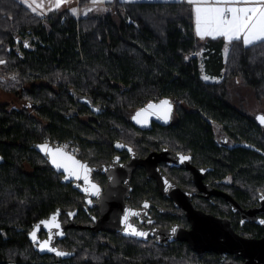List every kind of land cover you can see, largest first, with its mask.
Wrapping results in <instances>:
<instances>
[{"label":"trees","instance_id":"trees-1","mask_svg":"<svg viewBox=\"0 0 264 264\" xmlns=\"http://www.w3.org/2000/svg\"><path fill=\"white\" fill-rule=\"evenodd\" d=\"M223 46V39L197 37L192 11L183 3L113 0L103 12L76 16L68 9L37 15L18 0H0V90L21 100L20 106L0 101V227H25L70 196L34 144L70 139L82 158H102L107 139L117 137L118 128L131 129L132 111L162 97L178 107L179 119L175 127L151 132L155 139L168 144L173 132L200 153V143L210 145L207 119H222L254 143V150L229 151L224 169L263 190L264 132L230 102L229 89L240 82L263 102L264 41L245 46L234 40L225 57ZM201 66L220 80L205 81ZM90 103L99 105L95 113ZM24 241L23 235L15 238L7 250L12 240L1 242L0 260ZM189 254L196 258L179 242L143 258L148 264H185ZM196 259L220 261L214 253Z\"/></svg>","mask_w":264,"mask_h":264},{"label":"flooded vegetation","instance_id":"flooded-vegetation-1","mask_svg":"<svg viewBox=\"0 0 264 264\" xmlns=\"http://www.w3.org/2000/svg\"><path fill=\"white\" fill-rule=\"evenodd\" d=\"M90 105L95 113L99 105ZM255 115L251 116L255 119ZM178 119L176 105L173 106L171 121L165 126L153 121L151 129L142 130L128 119L131 129L118 128V136L113 140L107 139L109 147L102 158H82L80 150L75 147L70 155L90 166H107L103 173L100 169L91 171L93 181L89 170L90 183L85 182L83 169L79 178L68 172H55L39 153L58 177L59 184L68 187L70 196L30 219L25 227L15 223L9 224L10 227H0V243L12 240V245L6 250L15 246V238L22 235L25 238V245L9 250L11 254L8 253L6 260H0V264H148L150 262L145 263L143 258L144 252L154 254L160 247H175L179 242L185 243L196 258L207 253L229 256L214 251L199 256L187 242L170 241L169 234L160 233L173 230V227L191 230L192 223L203 215L227 220L231 231L243 237L264 236V185L263 190L253 189L241 183L235 172L224 169L229 151L238 148L254 150V143L230 131L222 119L215 118L207 119L210 145L204 148L200 143V153L191 142H180L181 139L173 132L169 135L168 144L155 139L156 135L151 132L175 127ZM260 127L264 132V127ZM43 142L52 143L49 140ZM72 142L77 145L76 141ZM117 142L120 149L115 147ZM164 147L171 151L168 153L170 163L158 161L157 167L168 178L167 182L148 177V172L158 169L154 163L162 156ZM131 159L136 164L128 174L126 169ZM24 170L30 169L25 165ZM90 184L99 188L98 195L84 191ZM260 193H263V201L259 199ZM233 201L246 209L243 215L231 208L230 202ZM53 215L58 228L48 223ZM125 215H128L127 222ZM102 219L103 222L98 221ZM42 220L44 223L39 224ZM129 224L146 235L132 234ZM33 231L36 232V240L32 238ZM44 241H49V244L42 249L40 245ZM4 247L0 246L1 249ZM52 248L63 251L65 255L55 254L57 251H51ZM230 257L233 258L230 264H236L241 258ZM243 262L241 258L238 264Z\"/></svg>","mask_w":264,"mask_h":264},{"label":"water","instance_id":"water-1","mask_svg":"<svg viewBox=\"0 0 264 264\" xmlns=\"http://www.w3.org/2000/svg\"><path fill=\"white\" fill-rule=\"evenodd\" d=\"M167 100L169 101L171 105V111L168 115V118L165 119L163 114L158 112L156 109H150L149 112H152L154 114L147 115L146 122H138V119H134L137 112H140L143 109H147V106L149 104L159 105L161 101ZM173 101L169 97H162L157 100H149L145 104L139 106L135 110L132 111V113L129 116V121L132 125H135L136 127L142 129V130H149L151 129V123L157 122L163 126L167 125L171 121L172 113H173ZM264 116V113H257L255 115V121L258 123V125L264 127V123L261 122L259 117ZM140 120H143V117L140 118ZM47 145L49 151H44L41 149V145ZM120 143L117 142L115 144V147L117 149H120L118 147ZM33 149L40 153L42 156L45 157L47 160L49 166L55 171V172H66L64 168H57L56 165L52 163V157L51 152H54L56 149H60L63 153H65L68 156L73 157L75 160L79 161L81 164L85 165L88 170H90V180L93 181L91 175L92 170H101L103 173L104 167L107 166H101V167H95L90 166L87 164L86 161L76 158L69 154V152L65 149H63L59 145H55L48 142H41L36 143L33 146ZM128 149L130 147L127 146ZM171 152L167 148L162 149V156L160 158H157L155 160L154 165L158 161H164L166 163H170V155L168 153ZM3 161V159L0 156V163ZM135 160L131 159L127 165V173H131L135 167ZM158 168V167H157ZM148 177H154L155 179L163 182L168 180V178L162 173V171L158 168L156 171L148 172ZM74 178V177H73ZM260 201H263V193H260L259 197ZM230 206L232 209L239 211L242 215L244 214L243 207L239 206L238 203L230 202ZM52 214V213H51ZM48 217H50V215ZM45 220V219H44ZM99 222H103L104 220H98ZM197 221V222H196ZM43 222L40 221L39 224ZM196 223V225H194ZM261 225H263L262 222H258ZM193 229L191 230H184L179 227L174 228L173 230H164L160 232L161 234H169V240H179V241H185L187 242L188 246L191 250H193L195 253H197L199 256L203 255L207 251H214L217 254H230L234 257H241L244 259V262L242 264H264V236L259 238L254 237H243L241 235H238L236 233H233L230 228V224L227 220L220 219L211 215H203V218H198L195 220V222L192 223ZM175 229V230H174ZM169 232V233H168ZM57 252L64 253L63 251L58 250L55 248ZM62 256V255H61Z\"/></svg>","mask_w":264,"mask_h":264},{"label":"snow or ice","instance_id":"snow-or-ice-1","mask_svg":"<svg viewBox=\"0 0 264 264\" xmlns=\"http://www.w3.org/2000/svg\"><path fill=\"white\" fill-rule=\"evenodd\" d=\"M64 2L65 0H56L55 7L59 8ZM93 2L95 3L97 0H93ZM190 2L196 5V31L202 39L206 36L223 37L228 42L242 40L244 45L264 41V0H190ZM37 7H42V5H37ZM32 10L35 11L36 9L33 8ZM72 11L75 12L76 10L73 9ZM0 63H3V61H0ZM204 79L207 80L208 77L205 76ZM150 109H156L167 119L171 111V105L167 100L161 101L159 105L149 104L147 109L137 112L134 119H138V122H146L147 115L154 114L149 112ZM141 117H143V120H140ZM259 119L264 123V116L259 117ZM40 147L46 152L49 151L46 144ZM51 157L52 163L57 168H64L66 172L76 178L80 177V171L83 169L84 180L86 183H90L87 176L89 170L85 165L66 155L60 149L51 152ZM182 159H187V157H182ZM84 191L99 194V188L95 184H90V187L85 188ZM124 219L127 222L128 215H125ZM48 223L57 228L59 227L55 215ZM128 228L134 235H146L144 232L137 231L131 224L128 225ZM31 235L33 240H36V232L33 231ZM48 244L49 241H44L40 247L42 249L46 248ZM50 250L56 251L54 248ZM57 254L65 255V253L60 252Z\"/></svg>","mask_w":264,"mask_h":264},{"label":"rangeland","instance_id":"rangeland-1","mask_svg":"<svg viewBox=\"0 0 264 264\" xmlns=\"http://www.w3.org/2000/svg\"><path fill=\"white\" fill-rule=\"evenodd\" d=\"M21 3H23L26 7H28L33 13L37 15H45L47 12L51 10H62V9H68L70 10L74 15L78 16L81 8L83 6L89 7V12H92L93 14L103 12L106 10V3L111 2L113 0H97V2H93V0H88V2L85 4H78L77 1L81 0H65L64 3L61 4L59 8L55 7L56 0H18ZM83 1V0H82ZM31 5V6H30ZM37 5H42V7H37ZM81 5V7H80ZM91 7H96L95 10H92ZM35 8L36 10L33 11L32 9ZM75 9L76 11L73 12L72 10ZM226 54L223 53V56ZM202 66H204L202 64ZM204 79V78H203ZM205 80V79H204ZM220 77L217 78H211L208 76V79L205 81L208 82H216L219 81ZM229 100L230 102L234 103V105L241 107V109L245 110L249 115H255L259 112L264 113V100L259 101L256 98V91L254 89H251L247 86H244L243 84H240V82L237 83V85L231 87L229 89ZM0 101H7L11 105H21V100L16 99L11 93L0 90ZM76 147L79 149V146L76 145ZM178 250V249H176ZM174 250V251H176ZM181 252L180 250H178ZM184 251V250H183ZM204 257V256H203ZM233 258L231 257H225L224 255L220 256L219 263L216 264H230ZM172 260V259H170ZM187 260L191 261V263H185V264H204L206 259L199 260L194 258L191 254L188 255ZM180 261H176L175 263H178ZM182 263V262H181ZM237 262L236 264H238ZM172 264V263H170Z\"/></svg>","mask_w":264,"mask_h":264},{"label":"crops","instance_id":"crops-1","mask_svg":"<svg viewBox=\"0 0 264 264\" xmlns=\"http://www.w3.org/2000/svg\"><path fill=\"white\" fill-rule=\"evenodd\" d=\"M90 1V0H89ZM119 1H122V2H125V3H131V2H177V3H183V4H186L190 7L191 11H192V14H193V22H194V29H195V34L197 35V31H196V13H195V7L196 5L192 2H190V0H119ZM88 0H83L82 2V5L85 3H87ZM78 5V4H77ZM81 7V5H80ZM92 10H95L96 7H91ZM89 7L87 6H83L81 8V11L79 13V15H84L86 14L87 12H89ZM197 37L200 39V40H206V39H217V38H220V39H223L224 40V46H223V49H222V54L223 53H227L228 51V47H229V44L230 42H228L225 38L223 37H211V36H206L204 37L203 39L197 35ZM241 43L243 44L242 40H241ZM255 43V42H254ZM244 45V44H243ZM245 46H248V45H245ZM225 57V56H224ZM201 76L202 78H204L205 76H209L211 78L215 77V73H212V69L211 68H204L201 66ZM217 78V76L215 77Z\"/></svg>","mask_w":264,"mask_h":264},{"label":"built area","instance_id":"built-area-1","mask_svg":"<svg viewBox=\"0 0 264 264\" xmlns=\"http://www.w3.org/2000/svg\"><path fill=\"white\" fill-rule=\"evenodd\" d=\"M77 4H79L78 1H77ZM54 144L61 146L63 149L67 150L70 153H73L76 147L74 143L72 142V140L70 139L57 141V142H54Z\"/></svg>","mask_w":264,"mask_h":264}]
</instances>
